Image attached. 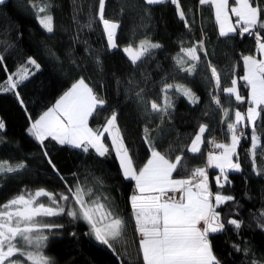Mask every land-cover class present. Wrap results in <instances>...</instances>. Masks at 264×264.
I'll return each instance as SVG.
<instances>
[{
  "label": "trees",
  "instance_id": "16d2710c",
  "mask_svg": "<svg viewBox=\"0 0 264 264\" xmlns=\"http://www.w3.org/2000/svg\"><path fill=\"white\" fill-rule=\"evenodd\" d=\"M34 2L40 4L44 0ZM54 3V33H47L40 26L29 0H6L5 4L0 5V54L4 55L3 65H0V83L7 79L8 74L25 64L28 57L36 59L40 65L38 71L32 68L34 75L15 90L19 92L23 105L13 92H0V119L6 125L0 132V137L3 138L0 141V161L12 164L24 162L27 166L19 173L0 178V204L21 192L39 188L68 194L65 181L69 186H75L79 181L82 186L95 187L94 177H100L105 183L101 191L111 195L117 211L129 221L130 246L117 245V254L106 246L89 240L84 235L88 231V225L83 220H77L73 224L69 217L62 216L56 219L65 227L57 230L59 235L50 237L45 252L56 264H129L130 259H135L138 249V244L133 242L132 210L129 203L134 182L123 178L115 153L110 149L111 155L106 157H99L93 150L84 154L68 145L62 146L51 138L46 139L42 146L27 132L31 123L29 117L33 120L38 118L53 106L76 79L83 76L107 101L101 116L90 119L89 126L101 127L105 123V117L115 110L125 143L135 153L139 164L142 165L150 156L143 141L144 127L147 125L151 130V139L159 151L164 152L170 145L175 149L174 154H180L183 149L189 169L204 167L207 164L205 146L210 136L221 131V142L227 139L229 119L234 121L235 111L245 112L248 107V89L243 87L242 81H238L245 103L237 102L234 96L229 99L226 93L216 88L210 69L198 65L197 72L189 74L179 70L175 58L178 54L183 55L180 52L182 47L188 48L203 40L204 51L198 49L197 54L204 59L206 51L205 62L210 61L217 68L222 88L230 86L232 78L244 74L241 54L253 53L255 40L247 35L244 38L239 35L230 39L220 37L213 9L199 5V0H179L191 31L179 19L176 6L170 2L147 6L144 0H106L105 17L120 23L116 36L119 47L109 50L101 23L94 24L91 30L83 27L87 23L89 12L93 15L98 13V0H79L77 7L80 11L75 13L79 25L73 20L74 7L71 0H54ZM145 7L149 9V13L144 12ZM145 36L161 47L154 49V54L143 63L134 66L122 49L130 41L138 43ZM86 49L94 50L99 55L102 71L97 68L90 51ZM5 66L7 72L4 70ZM129 78L134 80L132 85L128 84ZM117 79L122 81L120 86L116 84ZM164 83L183 84L191 88L199 97V102L193 104L187 97L171 89L169 95L174 103V109L170 110L171 117L165 116L161 122L158 115H145L146 107L150 111V101L163 103L161 87ZM126 88H131L127 95ZM141 88L144 104H138L135 96ZM213 95L219 97L221 105L212 101ZM223 108L228 109L229 117H225ZM201 124H207L209 129L204 134L202 154H191L187 151V146ZM244 131L249 139H242L237 150L242 171L229 172L228 179L231 183L223 188L214 185V173H209L211 190L231 195L237 202L226 203L220 209L222 215L244 222L239 233L233 226L226 225L227 231L213 234L214 252L222 264H251L253 259L264 262V232L256 226L261 211H264V175L257 176L252 171L251 159L245 155L250 147L251 129L244 128ZM105 143L111 145L109 139ZM45 151L63 180L53 172L44 155ZM256 159L257 165L264 167V159L259 155ZM186 174L180 173L181 176ZM40 199L47 201V198ZM73 231L78 233L76 238L69 235ZM233 244L249 247L251 252L245 256L242 252H236Z\"/></svg>",
  "mask_w": 264,
  "mask_h": 264
},
{
  "label": "snow or ice",
  "instance_id": "6c2138e0",
  "mask_svg": "<svg viewBox=\"0 0 264 264\" xmlns=\"http://www.w3.org/2000/svg\"><path fill=\"white\" fill-rule=\"evenodd\" d=\"M6 0H0V5ZM74 7L73 20L79 25L76 12L79 0H71ZM172 3L176 6L179 19L185 27L191 31V26L186 19V13L181 8L179 0H144L147 6ZM29 3L35 9L36 18L40 26L47 33H54V17L52 9L56 6L54 0H44L37 4L34 0ZM106 0H98V13L89 12L87 23L83 27L91 30L93 25L101 23L107 38L109 50L117 49V29L120 23L105 17ZM199 5L209 6L214 9L215 22L219 27V36L232 38L239 35L244 38L253 37L255 49L251 54H241L244 74L230 80V86L221 88V75L210 61H206L197 54L198 49L204 51V41L200 40L196 45L181 48L176 63L179 70L189 74L197 72L198 65L210 69L211 78L215 80L217 89L227 94V98L235 97L239 103H245V97L241 94L238 81L243 82V87L248 89L245 112L236 110L234 121L229 119L227 129L230 133V143H218L213 138L209 143L219 151H209L207 164L204 167L188 168L187 157L184 150L180 154H174L175 149L170 145L167 150L161 152L151 139V130L144 127L143 141L147 145L150 156L142 165L137 162L135 153L130 151L125 143V136L117 124V112L113 110L111 115L105 117V123L98 128L89 126L90 119L99 118L106 106V99L100 95L95 86H90L85 77L80 76L71 86L63 92L55 104L45 110L38 118L32 119L27 129L30 136L34 137L42 146L48 138L60 145H68L73 149L88 154L90 150L99 157L111 155L110 149L115 153L119 161L121 174L124 179L134 181V189L129 197L132 210L131 226L134 230V241L138 244L135 259H130L129 264H222V261L214 252L213 234L227 231L226 225L233 226L239 233L244 222L228 217L225 218L220 210L223 205L235 201L231 195H223L221 192H213L209 186L207 168H218L220 175L216 176V183L220 188L228 180V171L241 172L240 156L237 151L241 145L242 137H249L243 131L251 129L250 147L245 155L250 157L252 171L257 176L264 175V167L257 165V156L264 159V0H199ZM145 13L149 9L145 7ZM124 9H121L123 14ZM43 13V15H40ZM79 39V37H77ZM85 44L87 41L84 42ZM10 46V45H9ZM159 43L152 42L145 36L144 39L130 43L123 47L131 63L136 66L151 57L154 49H159ZM7 50L6 48L4 49ZM90 51L92 59L98 69L102 71V61L94 50ZM259 58H258V55ZM4 55L0 54V65H3ZM73 60V64H75ZM31 66V67H30ZM78 66V65H77ZM40 69L36 59L28 57L25 64L21 65L14 73L7 75V79L0 83V91L13 92L21 105L19 92L15 91L20 84L28 80L34 72ZM7 72V67L4 68ZM134 83L129 78L128 84ZM120 86L122 81L116 80ZM175 89L187 97L189 102H199V97L191 88L183 84L164 83L161 87L163 103L150 101V111L145 108V115H158L161 122L165 116L171 117L174 109L172 97L169 91ZM131 88L125 89V94ZM143 89L135 93L138 104H144ZM212 101L221 105L218 96L213 95ZM225 117H229L227 108H223ZM6 128L3 119H0V132ZM257 129H260L258 132ZM209 131L207 124L199 125L198 132L194 135L187 151L192 154H202L201 146L205 143L204 134ZM107 134V137L105 136ZM110 138L111 145L105 140ZM0 137V141H2ZM53 172L63 180L59 170L52 159L44 152ZM235 157V161L234 158ZM24 162L12 164L8 161H0V178L8 174H16L26 169ZM187 173L181 176L180 173ZM175 173V176H174ZM75 176L76 174L73 173ZM95 187L82 186L77 181L75 186L67 185V193H54L39 188L35 191L21 192L0 204V264H56L49 257L45 249L48 247L50 237L59 235L57 231L65 227L56 218L67 216L70 223L83 220L88 225V231L84 235L91 241L106 246L119 254L117 245L130 246L128 241L129 221L117 211L114 199L105 194L101 189L105 187L102 178L94 177ZM223 181V182H222ZM40 198H47V201ZM264 232V211L256 225ZM70 236L76 238L78 233L73 231ZM236 252L249 255V247H241L233 244ZM251 264H264L253 259Z\"/></svg>",
  "mask_w": 264,
  "mask_h": 264
},
{
  "label": "crops",
  "instance_id": "0c3cea01",
  "mask_svg": "<svg viewBox=\"0 0 264 264\" xmlns=\"http://www.w3.org/2000/svg\"><path fill=\"white\" fill-rule=\"evenodd\" d=\"M213 9V8H212ZM213 17H214V9H213ZM214 19H215V17H214ZM216 26H217V30L219 31V27H218V25L216 24ZM55 104V103H54ZM53 104V105H54ZM105 136H107V134H105ZM109 139V141L111 142V140H110V138H108ZM221 143H230V133H228L227 134V139L225 140V141H222ZM203 147V145L201 146V148ZM240 146H238V148H239ZM238 150V149H237ZM94 151V150H93ZM192 154V153H191ZM117 159V158H116ZM234 159V161H235V157L233 158ZM117 162H119L118 161V159H117ZM120 166V165H119ZM208 169H210V171H209V173H211V172H213L214 173V176H213V183H214V185L216 186V187H219L218 185H217V183H216V176H218V175H220V171H219V169L218 168H214V167H209ZM229 172H234L235 173V171H231V170H229L228 171V173ZM237 173V172H236ZM229 180V179H228ZM134 182V181H133ZM223 182V181H222ZM225 185H227V182H224V186ZM209 186H210V181H209ZM220 188V187H219ZM228 203V202H227ZM225 205H223L222 206V208L224 207Z\"/></svg>",
  "mask_w": 264,
  "mask_h": 264
},
{
  "label": "built area",
  "instance_id": "2783aa9c",
  "mask_svg": "<svg viewBox=\"0 0 264 264\" xmlns=\"http://www.w3.org/2000/svg\"><path fill=\"white\" fill-rule=\"evenodd\" d=\"M243 131H244V129H243ZM213 138H215L216 142L221 143L222 132L221 131L220 132H216V133H214V135L210 136V138H209V140H208V142H207V144L205 146V148H206V151H205L206 158H207V154H208L209 151H219L217 149H214L212 147V145L209 143V141H211ZM242 139H244V138L242 137ZM242 139H241V141H242ZM209 171H210V169L207 168L208 176H209Z\"/></svg>",
  "mask_w": 264,
  "mask_h": 264
},
{
  "label": "rangeland",
  "instance_id": "374dc122",
  "mask_svg": "<svg viewBox=\"0 0 264 264\" xmlns=\"http://www.w3.org/2000/svg\"><path fill=\"white\" fill-rule=\"evenodd\" d=\"M0 92H2V91H0ZM2 93H6V92H2ZM236 173V172H235Z\"/></svg>",
  "mask_w": 264,
  "mask_h": 264
}]
</instances>
